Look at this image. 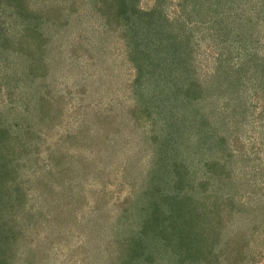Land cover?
<instances>
[{
	"label": "rangeland",
	"instance_id": "374dc122",
	"mask_svg": "<svg viewBox=\"0 0 264 264\" xmlns=\"http://www.w3.org/2000/svg\"><path fill=\"white\" fill-rule=\"evenodd\" d=\"M177 1L166 0L165 12L169 17L186 18L185 9L178 7ZM198 1L200 4L205 2L206 8L213 2L221 6L219 12L211 10L206 14L204 20L207 22H192L191 32L196 37L197 82L207 86L209 81L222 72L218 66L221 63L223 66L235 67V63L241 61L244 78L253 72L252 69L256 71L253 68L255 59L264 62V0ZM61 3V0H31L28 7L41 9L39 11L44 9L48 16L51 13L50 20L46 13L44 18H32V26L37 27V21L43 20V25L37 27L42 31L46 30V24L50 25V22H53L52 28L60 27L56 31L63 38L62 44L57 41L58 36L44 31L49 39L44 54L48 51L47 59L49 55L54 57L52 69L45 61L46 58L40 57L37 64L32 60L33 66H38L36 73L31 66L32 76L28 67L21 64L19 54H13V60H10L17 63L13 66L15 71L9 67L0 68V81L3 83L0 123L4 121L11 122L12 126L16 124L17 132L11 136L17 149L20 150V144H26L30 147V152L27 153L32 158L35 155L42 163V166L36 168L35 174H31V184H25L21 188L26 195L25 199L14 198L18 207L27 210L30 216L23 213L28 216L24 217L16 205L14 209L17 213L13 216L24 224L20 230H24L23 234L28 236L27 239L44 242V237H49L52 241L48 261L44 264H102L99 260L102 255H106V251L95 253L93 245L101 240L94 231L95 227L102 226L104 229L103 225L106 226L107 222L110 223L131 210V202L124 201L130 195L135 194L133 201L161 203L154 215L148 212L150 227L155 226V222L150 220L164 214H168V222L174 223L177 218L173 214L177 210L174 202L181 209V217L187 213L191 218L192 212L188 207L191 205L192 209H198L199 206H195L203 203L206 196H191L189 206L180 196L187 198L192 195L194 190L190 187L197 184L198 180H205L204 189L212 194L214 181L210 177L215 168L209 171V166L207 168V165H203L210 158L211 165L212 158L218 160L222 153L225 158L230 156L232 159L228 170L233 184L232 192L224 198L226 201L222 204V215H217L221 226L216 227L214 222L211 230L219 231L215 232L216 248L219 244V248L233 247L234 252L238 249L239 256L235 253L237 260H229V264H264V89L260 86L253 87L252 79L244 82L251 87L247 90L236 86V90L241 93L239 98L234 87L220 93L218 97L216 93L213 98L202 97L203 103L200 105H203L206 113L204 119L192 113L190 107L193 104L188 106L180 103L167 107L165 112L174 117L170 121L178 129L170 134L176 143H170L169 137L157 143L163 153L153 158L155 143L162 139L160 135H165V129L153 127L151 119L145 113H137L136 122L128 119L133 115L129 110L135 104L132 93L134 95L137 92L135 98L138 101L145 100L150 95L147 90L148 81H144L145 77H140L138 82L134 81L137 88L133 87L131 83L136 76V69L124 53L121 39H111V34L106 40L98 41V46L103 48V55L98 54V51L93 52V56L90 55L89 41L93 38L91 25H99L92 22L94 17H86L82 10L76 13L78 16L84 15L80 20L75 15L72 16L71 11H63L69 17L60 18L63 13L56 6L60 8ZM156 3L157 0L139 1L143 9H150ZM13 7L16 10L18 6L14 3ZM227 9H235L242 22L238 23L235 15L232 18ZM15 10L0 8V21L7 15L10 16V19H6L9 20L6 22L7 31H13V24H16L18 15ZM199 18H203L202 14ZM21 19L27 22L26 18ZM67 26L71 28V32ZM83 26L84 31L80 30ZM98 31L95 34H99ZM108 40L113 44L104 51ZM220 57L227 58L220 60ZM194 88L197 87L194 85ZM253 90L259 94L257 98L253 96ZM169 93L174 98L177 91L170 90ZM240 98L243 103L238 105ZM234 106L237 110L233 112ZM211 107L217 108L213 112ZM106 116H109L108 121L104 119ZM113 118L116 119L112 120ZM132 123L135 125L132 126ZM214 126L215 131L212 130ZM11 133H14V129ZM155 134H159L157 139L154 138ZM219 135L234 142H221L231 152H227V149L222 152L218 148L213 150L218 151L214 155L208 150L210 142L205 140L208 137L214 140ZM18 153L15 150V158H18ZM185 158L187 161H184ZM22 160L23 158L22 164H17L21 165L20 168L16 166L22 173L21 179H24L34 164L27 158ZM52 160L57 161L54 166L52 164L55 161ZM150 160L151 165L156 160H160L162 164L150 166ZM176 163H181L182 166L177 168ZM45 169H48V173ZM218 175L227 176L223 172ZM36 176L46 181L48 179L49 186H43V193L36 189ZM172 176L175 178L169 182ZM151 181L156 183L151 184ZM205 200L208 203L206 207H213V200L208 197ZM56 210L57 217L54 218ZM57 221L64 223L60 225ZM182 221L184 225L190 223V219L186 217ZM147 223L145 220L144 227L133 232L138 238H144ZM196 224L197 221L195 227ZM89 236L94 240L88 239ZM82 244L85 248H82Z\"/></svg>",
	"mask_w": 264,
	"mask_h": 264
},
{
	"label": "trees",
	"instance_id": "16d2710c",
	"mask_svg": "<svg viewBox=\"0 0 264 264\" xmlns=\"http://www.w3.org/2000/svg\"><path fill=\"white\" fill-rule=\"evenodd\" d=\"M30 1L31 0H0V8L15 10L13 7L14 3L18 6L15 10L18 18L16 24H13V31L6 30L8 29L6 22L9 21L6 19H10V16L7 15V17L0 21V68L9 67L13 68V71H15L13 66L17 65V63H12L10 60H13V54H19L20 58H22L21 64L28 67V71H30L32 66L36 73V68L38 66L36 65L35 68L32 64V60L37 64L38 58L40 57L44 59L46 58L45 61L52 69L54 57L49 55V59H47L48 51H46L47 54H44V49L47 47L49 40L44 34V31H48V33L53 36H58L57 31L60 27H57V29L52 28L53 22H50V25L49 23L46 24L48 26L46 27V30L44 29V31H42V29L37 27L43 25V20L41 22L37 21V27L32 26V18H44L46 12L44 9L39 11L41 10L39 8H28L30 7ZM139 1L140 0H61L62 3L60 4V8L56 5L55 6L58 10L60 9V12L62 11V13L63 11L73 12L72 16L75 15L77 20L82 19L84 16L83 14H79V16L76 14L77 12H81V10L85 12L86 17H94L92 22L97 23L99 26H94V24L91 25L93 38L90 41L88 39V41L90 45L89 53L92 56L93 52L96 53V51H98V54L100 53V55H103V48L98 46V44L103 39L106 40L109 37V34H111V39L114 38L118 41L121 39L124 46V53L128 56L130 64L136 69V76L133 78L131 84L133 87L137 88L134 81L138 82L140 77H145L144 81L147 80L149 83L147 90L148 94H150L145 100L138 101L137 98H135L137 92H135L134 95L132 93L135 104L134 107L129 110V113H132L133 115L128 119L136 122L137 119L135 118V115L137 113L140 115L145 113L147 118L151 119L153 127L160 126L165 129V135H160L162 139H158L157 141L159 142L156 141L155 143V153L153 157L155 158L160 156V153H163L157 143L168 139V137L171 139H168L170 143H176V140L171 138L170 134L176 132L178 129L177 126L170 121L171 119H174V117L166 114L165 111L167 107H173L174 104L180 103H184L188 106L193 104V107H190L192 113L197 117L203 118L206 113L204 112L203 105L200 104L202 102L201 99L206 96L212 97L216 93V96L218 97L220 93L230 91V88L234 87L239 98L241 93L239 94L236 90V86L241 88V90L245 88L247 90L251 87L244 82L252 79H254L252 83L253 87L260 86L261 89H264V62L255 59L256 62L253 68H255L256 71L252 69L253 72L250 71L251 75L249 74L245 78L242 73L244 68L241 66V61L236 62L235 67H233L234 65L232 67L223 66L221 63V65L218 66L222 72L217 75L214 80L209 81L207 86L199 84L197 82L199 75L196 74L195 69L197 61L195 59L196 50L194 40L196 37L193 36L191 32L193 28L192 22H207L204 20L206 19V14L211 10L212 12H219V7L221 5L213 2V4L206 8L205 2L200 4L198 0H178L176 5L185 9L187 14V17L185 18L181 16L169 17L164 8V4H167V2H165L166 0H157L158 3L154 4V7L150 9L141 8ZM214 6L217 7L214 8ZM48 10L52 11L51 8ZM227 12L232 15V18L235 15V19H237L236 21L238 23L242 22L241 16L238 13H235V9H227ZM32 14L34 15L33 17ZM47 14L48 12L46 13V16L47 19L50 20L51 13L50 16ZM201 14L203 18H199ZM22 17L26 18L27 22L23 21L21 19ZM59 17L68 18L69 15L63 13ZM3 22L4 25L2 24ZM57 26H60V24H57ZM67 27L70 29L69 32H71V28H69V26ZM84 29L85 27L83 26L80 30L84 31ZM97 30H99V34H95ZM208 37L209 36H207V38ZM57 41L61 44L63 43L61 35L58 36ZM107 43L108 45L104 46V51H107L108 47L113 44L111 40H108ZM77 49H79L78 45ZM226 58L227 57H220L219 59L225 60ZM217 63L220 64V62ZM31 71L30 75L33 76ZM1 85H3V83L0 81V96L3 89ZM194 85L197 87L196 89L194 88ZM170 90L177 91L174 98L173 95L171 97L169 93ZM255 91L256 90H253L252 94L257 98L259 94ZM242 96L245 95L243 94ZM240 102L243 103L241 98L240 100L238 99L237 104L239 105ZM215 108L212 109L211 107V110L214 112ZM242 109L241 112L243 111ZM236 110L237 107L234 106L232 111L234 112ZM233 112L231 113L233 114ZM160 114L162 115L160 116ZM108 117L109 116H106L104 119L108 121ZM115 119L116 118H113L112 120ZM112 120L110 121V124ZM234 122L236 121L234 120ZM131 125L134 126L135 124L132 123ZM16 127L17 125L15 124L12 126L11 122L3 121L0 123V192H2V194H0V238L2 237V239H0V264H44V262L48 261L47 255L50 253L49 247L52 246V241L49 237H44V242L42 240L37 241L36 239H27L28 236H24L23 234L24 230H20L21 226L24 224L16 220V216H13L15 212L17 213V210L14 209L15 205L18 207V202H15L14 198L25 199L26 195L21 191V188L25 184H27V186L31 184V174H35L36 168L42 166V163L38 161L35 155L34 158H32L31 154L27 153L30 152V147H27L26 144H20V150L17 149L15 142H13V137L11 136V134L17 132ZM215 127L216 126H214L212 130L215 131ZM13 129L14 133H11ZM158 135L159 134H155L154 138L157 139ZM208 138L205 142H210L208 150L214 155L218 152L213 151L214 149L218 150V148H220L221 151L224 152L225 146L221 143L222 141L230 143L232 141H229L228 137L224 135H219L217 138H214V140ZM232 143L234 144V142ZM227 147V152H231ZM15 150L19 152L18 158L14 157ZM224 156L225 155L222 153V156L218 157V160L213 157L211 165L209 162L211 158L210 160L207 159L203 165H207V168L209 166V171L215 168V172L212 173V176L210 177V180L214 181L212 194L205 191V180H198L199 182L197 181V184L191 185L190 187L194 190L191 192L192 195H189L187 198L182 195L180 196L188 206L190 204L191 196L197 197L202 194L210 200H213V207L210 209L205 206H208V203H206L205 200L206 197L203 198V203L195 206H199L198 209H192L191 205L188 207L192 212L191 218L187 213L184 217L188 220L190 219L189 225H184V222L182 221L184 217L180 216L182 214L180 213L181 209L177 206V203L174 202L177 209L173 213L177 216L174 223L168 222V214H164L159 218L150 220L155 222L154 228L150 227L148 212L154 215L161 203L146 204L143 201H133L135 194L127 196L124 201L131 202V205L133 206L131 210H128L123 215H119L110 223L107 222L106 226L103 225L106 229L97 225L95 230L93 229L96 231V234L98 233L101 239L96 242L97 245H93L95 253L106 251V255H102V258L100 257L99 263L229 264V260L236 261V255L239 256L238 247L235 252L232 251L233 247L223 246L219 248V244L216 248L215 242L217 238L215 236L217 235H215V232L217 230L214 232L211 231L214 228V222L217 224L216 227L221 226V220L218 219L217 215L218 213L222 215L221 210L224 205L223 201H226L224 198L229 192H232L231 185L233 184V180L230 176V171L228 170V167L231 166L232 159H230V156L227 158ZM22 158V161L27 158L29 162L34 164L32 169H29V173L26 174L24 179H21L22 173L18 169L21 165H17L18 163H21ZM52 161L54 162L55 160ZM184 161H187L186 158ZM56 163L57 161H55L52 166ZM149 164L150 166H161L162 163L160 160H156L154 161V165H151L152 160H150ZM175 166L178 168V166L181 167L182 164L176 163ZM164 167H166V163L164 164ZM45 171L47 172L48 169H45ZM222 172L227 176L219 177L221 175L218 174ZM39 177L40 176L35 177L34 184L37 186L36 189L43 193V186H45V184L48 185V179L46 181L44 178ZM150 178L154 177L150 176ZM174 178L175 176H172L169 182ZM165 182L168 183L166 180ZM155 183L156 182H152L151 184ZM51 187L52 186L50 185V188ZM224 189L226 191L225 193ZM204 192L207 193L204 194ZM66 204L69 206L68 203ZM18 209L22 212V215L23 213L29 215L27 210L23 208L20 209V207H18ZM26 215L23 216L28 217ZM140 216H143L142 219H140ZM56 217L57 210L56 214H54V218ZM23 220L25 221V219ZM145 220H147L149 225L147 223V227L144 229V238H138L133 232L135 231L136 233L137 228H143ZM196 221L198 224H196L195 227ZM57 223L59 224L60 221H57ZM63 223L64 221H62L60 225ZM255 229L256 228L254 227L253 230L255 231ZM91 238L93 237L91 236ZM88 239H90V236ZM100 243L102 245H99ZM82 246V248H85L84 244H82ZM92 250L93 248L91 251ZM217 250L218 252H216Z\"/></svg>",
	"mask_w": 264,
	"mask_h": 264
}]
</instances>
